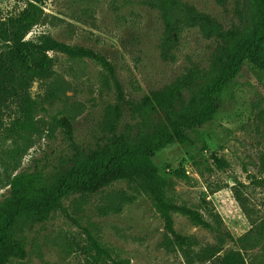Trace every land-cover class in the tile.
Listing matches in <instances>:
<instances>
[{
    "label": "rangeland",
    "instance_id": "obj_1",
    "mask_svg": "<svg viewBox=\"0 0 264 264\" xmlns=\"http://www.w3.org/2000/svg\"><path fill=\"white\" fill-rule=\"evenodd\" d=\"M26 1L0 0V18L18 13ZM35 1L45 17L26 38L49 34L107 59L124 97L118 131L133 127V139L137 129L130 105L190 69H207L217 46L216 39H205L190 25L185 8L193 7L227 29L245 17L250 0ZM49 55L53 78L32 88L40 105L37 131L10 138L5 131L9 118H0V201L9 194L12 175L40 172L51 179L71 165L76 149L88 151L105 143L100 124L106 107L116 101L114 81L91 60ZM257 59L259 66L245 62L217 96L211 122L185 130L189 143L168 145L151 156L167 199L198 209L222 232L172 215L174 230L193 238L192 257H205L204 264H218L216 255L207 260L214 251L218 256L238 251L245 264H264V234L256 232L264 218V190L252 182L262 176L264 156V51ZM188 95L185 91L184 97ZM62 118L71 121L70 140L55 127L54 121ZM215 158L227 166L218 168ZM60 203L44 222L18 223L15 235L27 255L9 264H83L79 247L89 235L126 264H186L185 254L165 243L163 219L149 198L126 182L91 195L70 193Z\"/></svg>",
    "mask_w": 264,
    "mask_h": 264
},
{
    "label": "trees",
    "instance_id": "obj_2",
    "mask_svg": "<svg viewBox=\"0 0 264 264\" xmlns=\"http://www.w3.org/2000/svg\"><path fill=\"white\" fill-rule=\"evenodd\" d=\"M185 9L190 25L205 39H216L217 46L207 69H190L173 83L130 105V117L137 129L133 139V127L126 125L125 131H118L124 115V97L107 59L89 48L60 42L49 34L41 33L35 39H27L32 28L45 17L38 1L28 0L18 13L0 18V118H9L5 129L8 137L19 139L37 131L35 116L40 105L32 95V88L35 83L53 78L50 53H59L72 60L93 61L114 81L116 90V101L106 107L100 124L104 144L88 151L76 149L71 165L51 179L40 172H20L10 177L9 194L0 201V264L26 258L24 242L15 235L20 221L44 222L51 212L61 208L64 196L95 194L118 181L126 182L137 193L149 198L163 219L165 243L184 253L186 264H204L205 257H192L193 238L174 230L172 215L180 214L194 225L218 235L222 232L198 209L167 199L163 178L151 156L168 145L189 143L185 130L213 120L217 96L237 76L243 64L250 62L259 66L257 56L264 51V0H250L245 17L227 29L193 7ZM188 84L192 88L187 89ZM185 91L189 93L187 98ZM54 123L70 140V119H56ZM215 160L218 168L227 166L221 159ZM260 167L262 176L253 178L252 182L264 190V156L260 158ZM257 230L264 234V218ZM79 253L83 264H126L112 258L90 235L86 245L79 247ZM218 254L214 251L207 260L216 255L218 264H245L238 251H228L223 256Z\"/></svg>",
    "mask_w": 264,
    "mask_h": 264
}]
</instances>
